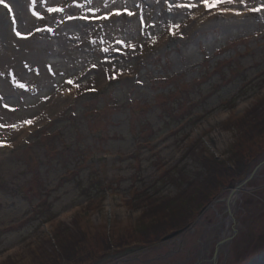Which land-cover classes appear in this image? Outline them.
<instances>
[{"label":"rangeland","instance_id":"374dc122","mask_svg":"<svg viewBox=\"0 0 264 264\" xmlns=\"http://www.w3.org/2000/svg\"><path fill=\"white\" fill-rule=\"evenodd\" d=\"M11 1L3 25L14 35L43 39L25 54L24 69L0 72V129L13 134L0 138L8 146L0 156V264H55L58 234L72 238L76 226L87 237L78 252L82 264L108 256L101 247L105 237L114 246L122 238L128 247L109 255L138 249L122 259L157 248L175 228L158 242L129 234L144 229L139 218L150 198L157 205L174 197L178 176L200 170L201 155L192 150L221 160L242 147L246 175L264 162V135L246 139L239 121L264 108V10L245 29L225 33L219 26L195 29L192 10L199 13L207 0H184L188 9L157 0H108L107 8L103 0H38L34 11L43 19L33 16L26 28L18 0ZM261 5L264 0H247L240 14ZM116 11L121 14L101 18ZM170 27L176 35L165 40ZM72 38L76 49L60 57L62 42ZM108 74L118 81L110 85ZM75 90L85 96H73ZM238 182L225 181L207 206L225 203L229 185ZM236 207L243 218L228 260L264 264V165ZM199 213L193 211L191 224ZM187 214L176 215L177 224Z\"/></svg>","mask_w":264,"mask_h":264},{"label":"trees","instance_id":"16d2710c","mask_svg":"<svg viewBox=\"0 0 264 264\" xmlns=\"http://www.w3.org/2000/svg\"><path fill=\"white\" fill-rule=\"evenodd\" d=\"M252 111L254 112V117H241L242 119H239L242 135L246 139L253 136L260 137L264 135V108H256ZM240 149H242V147ZM240 149L236 153L233 152L229 158L224 159V157H222L221 160L215 155L208 154L207 152H199L198 149L192 150L191 154L201 155L199 159L201 162L198 163L200 170L195 175L178 176L177 193L174 197L159 199L160 203L157 205L153 203L155 199L150 198L147 208H145L144 213H142L139 218V228L144 229L132 230L129 237L135 240L142 238L144 241L152 239L150 242H158L169 233L168 230H166L167 228H175L174 230H176L189 226L194 218L193 211L199 213L203 210L217 193L223 189L225 181L230 180L236 183L245 178L249 161L240 155ZM193 155L190 156L192 159ZM178 174L180 175V173ZM174 183L176 184V182ZM102 199L103 197H101L98 202V209L101 206ZM183 212H188V214L182 222L177 224L176 215H180ZM145 218H148V222H145ZM107 223L109 225L111 221L108 220ZM108 227L109 226H107V228ZM75 229L77 230V235L72 236V238L69 237L67 240L64 239L65 234H58V240L61 242V249H59L57 254L60 258H56V263L57 260L59 264L61 262L70 263V261L77 264H82V262H84L82 260L84 257H79L78 252L85 249V247L81 245L87 243V237L80 234L79 226H76ZM67 232L68 235H71L74 231L69 229ZM121 239L122 238H120L119 243L114 246L111 239L105 237V239L101 241L103 252L109 255L122 250L120 249L122 246L124 249L128 248L126 247L127 244H125V241ZM92 241L95 245L97 244L95 238H93ZM55 243L56 241L53 239L52 246H54ZM42 250L43 249H41V251ZM43 262L49 263L50 261L43 258Z\"/></svg>","mask_w":264,"mask_h":264},{"label":"water","instance_id":"95a60500","mask_svg":"<svg viewBox=\"0 0 264 264\" xmlns=\"http://www.w3.org/2000/svg\"><path fill=\"white\" fill-rule=\"evenodd\" d=\"M263 165L264 162L256 166L251 173L247 174L242 181L234 186L229 185V195L224 200L225 203L213 202L203 209L200 212L197 221L191 225L193 227L197 224L194 226L193 231L189 233L186 232L184 233L185 235L181 234L182 237L184 236L183 238L167 242L180 234L179 232H174L162 239V243L167 242L165 245L122 259L123 257L132 254L135 250H138L127 249L122 253L108 255L104 259L97 261L95 264H104L111 260L116 261L114 264H194L195 259H187L185 253L195 245L196 247L199 245L198 242L202 236L203 228L215 223V227L210 230L214 232L211 234L209 231L203 239V242H201V250L198 256L199 262L202 264H230L227 254L228 246L237 234V230L240 228L243 218L241 211L236 207V201L239 200L241 192L244 191L246 185L256 177L259 169ZM217 213L219 214V221ZM211 240H215L217 246L215 247L214 256L210 262L208 253L206 252V246ZM213 247L214 241L211 242L209 246L210 257L213 253ZM140 248L141 247H139V249ZM217 254H219V263L216 261Z\"/></svg>","mask_w":264,"mask_h":264},{"label":"bare ground","instance_id":"6f19581e","mask_svg":"<svg viewBox=\"0 0 264 264\" xmlns=\"http://www.w3.org/2000/svg\"><path fill=\"white\" fill-rule=\"evenodd\" d=\"M40 1V0H39ZM53 1V0H51ZM56 1V0H54ZM95 0H93L94 2ZM102 0H97L100 4ZM117 1V0H116ZM247 0H245L246 2ZM12 2L11 0H4V3ZM18 6L17 11L19 10L20 18L19 20L23 23V25L26 28L31 27L33 22V15L32 12L36 7L38 6V0H35V3L33 4V0H18ZM175 2V5L178 4H186V1L184 0H157L156 5L165 4L168 8L167 3H173ZM188 3V0H187ZM34 5V6H33ZM35 7V8H34ZM245 3H231L230 5L223 6L221 8H218L217 11H221V16L217 17L215 15L216 11L205 13L203 10L199 13L194 12L192 10L194 17L192 18V21L195 22V29H205V28H211L215 26H219L222 29H224L225 33H231L234 30H240L245 29L244 24L250 23L254 17H250L248 15V10H245L246 13L244 16H242L238 10L240 8H244ZM188 9L187 7H180V9ZM176 12V11H174ZM5 8L3 7V4H0V72L5 73L8 70H14V69H24V60L27 58L26 53H28L31 50L32 45L38 44L39 41H41L43 38H38L37 35L34 33H28L25 36L26 39H21L17 37L16 35L12 34L8 28H6L5 25L2 23V17H5ZM185 14V13H177ZM18 17V14L16 15ZM264 16V15H263ZM67 42H62V46H60V57L62 58H68L69 53L74 49H76L73 44L76 46L78 45V39L72 38L70 40L66 39ZM81 46V44H80ZM20 63V64H19ZM22 64V65H21ZM112 75L108 74L107 79H109ZM7 90H15V87L12 85V83H4ZM27 86V85H26ZM29 87V86H27ZM83 90L77 91L75 90L73 92V96H77L81 93H83ZM72 96V97H73ZM30 130V127L27 126L24 129L20 130L19 133L21 135H25ZM11 132V131H9ZM13 136L12 133H4L2 129H0V138L6 139L11 138ZM0 144H5L0 142ZM5 152L0 151V156H2Z\"/></svg>","mask_w":264,"mask_h":264},{"label":"snow or ice","instance_id":"6c2138e0","mask_svg":"<svg viewBox=\"0 0 264 264\" xmlns=\"http://www.w3.org/2000/svg\"><path fill=\"white\" fill-rule=\"evenodd\" d=\"M116 2V0H112V3L114 4ZM233 2V0H227V3L228 4H231ZM239 2L240 3H245V0H239ZM35 3V0H33V4ZM87 3H89V4H91L92 3V0H87ZM0 4H3V7L5 8V9H8V11H9V13H11L12 12V9L9 7V5L7 4V3H4V0H0ZM189 5H186V4H178V5H175V7H188ZM192 7H195V5H191ZM205 7H207V8H210L211 7V5H209V4H207V3H205V5H204ZM77 7H83V5H79V4H77ZM103 7H105V8H107L108 7V0H103ZM171 7H173L172 5H170V8ZM50 13H52V12H63L64 10L62 9V8H49V9H47ZM261 10H264V5H261V6H259V7H254V8H252V9H250V11H253V12H259V11H261ZM92 11L93 12H96V11H99V7H97V8H95V9H92ZM124 13L126 14V15H128V16H132V15H134V13H132L131 11H128L127 9H125L124 10ZM121 13L119 12V11H116V12H109L107 15H105V16H103V17H101L102 19H107L108 18V15H120ZM32 15L34 16V17H36L37 19H43V17H41V16H39V14L36 12V11H33L32 12ZM81 19H84V17H80ZM68 19H73V17L72 16H68ZM144 23V21H143V18H141V24H143ZM175 27H179L178 25L177 26H175ZM38 31H40L41 29H37ZM44 30H46V31H51V29H44ZM173 34H175V33H173ZM16 35H17V37H19V38H21V39H26L27 37L26 36H24V35H22L20 32H16ZM105 51H107V49H105ZM14 83H15V81H14ZM68 83H72L71 81H68ZM17 87H21V88H23L24 86L23 85H17ZM5 107H7V105H5ZM25 123H28V124H30L31 123V121H26ZM0 127H3V125H0ZM12 127H15L14 125L12 126ZM0 146H2V145H0Z\"/></svg>","mask_w":264,"mask_h":264},{"label":"flooded vegetation","instance_id":"af4514ba","mask_svg":"<svg viewBox=\"0 0 264 264\" xmlns=\"http://www.w3.org/2000/svg\"><path fill=\"white\" fill-rule=\"evenodd\" d=\"M207 207V206H206ZM205 207V208H206ZM204 208V209H205ZM202 211V210H201ZM199 215H200V213H199ZM218 213H217V218H218V221H219V217H218ZM192 224H190L189 226H187V227H185V228H183V229H176V230H174L173 231V233L174 232H179L180 234H178L176 237H174L173 239H172V241L173 240H176V239H178V238H183L182 236H181V234H183V233H189V232H192L193 231V228H194V226H196L197 224H195L193 227L191 226ZM201 225V224H200ZM215 225H216V223L215 224H213V225H209V226H206V227H204L203 228V233H202V236H201V238L199 239V245L196 247V245L194 246V247H192L188 252H186L185 254L187 255V259H191V258H194L195 259V262H194V264H199L200 262H199V258H198V256H199V254H200V248H201V242H203V239L205 238V236H206V234L211 230V228H213V227H215ZM192 227V228H191ZM214 231H210V233L212 234ZM185 235V234H184ZM215 235H216V233H215ZM214 241V247H213V253H212V255H211V257H210V255H209V253H210V250H209V246H210V244H211V242H213ZM167 242H164V243H160V244H162V245H165ZM161 245V246H162ZM217 246V244H215V240H211L210 241V243L206 246L207 248H206V252L208 253V258L210 259V262H211V260H212V258H213V256H214V252H215V247ZM223 253V252H222ZM184 254V255H185ZM218 256H217V258H216V261H217V263H219V254H217ZM204 262V261H203ZM200 264H202V263H200Z\"/></svg>","mask_w":264,"mask_h":264}]
</instances>
